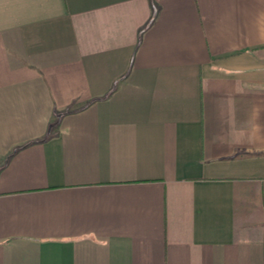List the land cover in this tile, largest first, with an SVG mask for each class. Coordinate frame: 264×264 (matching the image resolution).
I'll return each instance as SVG.
<instances>
[{
  "label": "crops",
  "instance_id": "obj_1",
  "mask_svg": "<svg viewBox=\"0 0 264 264\" xmlns=\"http://www.w3.org/2000/svg\"><path fill=\"white\" fill-rule=\"evenodd\" d=\"M0 264H264V0H0Z\"/></svg>",
  "mask_w": 264,
  "mask_h": 264
}]
</instances>
